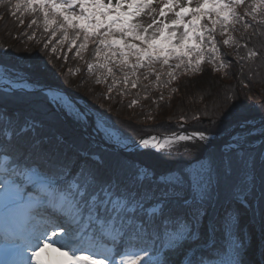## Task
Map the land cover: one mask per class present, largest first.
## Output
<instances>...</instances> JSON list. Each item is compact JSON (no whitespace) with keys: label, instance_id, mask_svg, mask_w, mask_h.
Masks as SVG:
<instances>
[{"label":"snow or ice","instance_id":"obj_1","mask_svg":"<svg viewBox=\"0 0 264 264\" xmlns=\"http://www.w3.org/2000/svg\"><path fill=\"white\" fill-rule=\"evenodd\" d=\"M0 5L12 16L35 14L28 27L50 33L44 48L59 34L53 54L67 42L69 51L76 49L75 58L83 59L89 44L95 45L87 72L105 70L96 83L111 77V93L121 82L136 88L141 69L144 79L155 75L159 82L157 65L161 71L168 68L169 82L181 71L199 72L206 53L214 70H223L227 64L215 35L227 34L225 46L241 47L231 32L242 20L237 9L245 0H195L194 6L193 0H115L114 5L112 0H0ZM248 8L244 15L256 21L259 14L264 25V0H253ZM169 14L174 17L170 22ZM144 15L151 23L140 22ZM242 27L247 31L251 26ZM258 56L254 46L246 56L237 53V63L242 70L241 61ZM115 70L122 74L119 79ZM0 81V264H248L243 213L255 220L259 211L264 238V116L256 121L228 112L224 121L231 130L225 129L223 150L179 174L157 176L119 160L104 169L103 161L93 163L100 159L94 152L65 146L59 137L45 145L38 138L36 117L8 107L23 104L43 115L45 106L71 111L67 101L15 70L6 68ZM97 127L105 131V143H121L113 132ZM181 142H197L200 148L212 139L204 132L174 133L163 141L142 139L139 146Z\"/></svg>","mask_w":264,"mask_h":264},{"label":"trees","instance_id":"obj_2","mask_svg":"<svg viewBox=\"0 0 264 264\" xmlns=\"http://www.w3.org/2000/svg\"><path fill=\"white\" fill-rule=\"evenodd\" d=\"M252 2L253 0H245V5L237 9L242 20L235 25L231 34L239 41L240 48L223 44L224 39L228 38L227 34L215 35L221 59L227 64L223 70H214L213 64L207 59L210 54L206 53L199 72L185 74L181 71L175 80L169 82L166 75L168 68L165 66L161 71L157 65V71L161 74L159 82L155 75L144 79L146 70L141 69L136 88H132L131 83L125 86L121 82L115 85L111 93L108 91V86L112 84L111 77H107L102 83H96L97 76H106L105 70L96 69L92 74L87 72V63L94 62L95 45L89 44L88 50L83 53V59L75 58L76 49L69 51L67 42L62 47L58 46L57 54H53L51 48L56 45L59 34L48 48H44L50 33H44L43 28L37 25L28 27L30 21L36 18L35 14L21 16L17 13L12 16L7 6L0 5V74L7 68L26 75L30 81H50L57 84L68 95L81 100L92 109L121 138L129 141L149 134L171 135L177 132H204L219 136L226 133L225 129L231 130V125L224 121V116L230 111L235 110L254 120L264 116V49L260 48V44L264 42V33L261 32L264 25L259 24L262 18L259 14L256 21L250 15H244L246 11H250L248 5ZM21 19L23 24H20ZM41 23L42 20L38 19V24ZM243 23L251 27L245 31ZM254 30L256 35H253ZM29 36L34 38L28 39ZM254 46L261 52V56L252 61H241L244 65L241 70L237 63V53L246 56L247 49ZM64 53H67V60L64 59ZM57 55L60 56L59 59ZM115 71L119 79L122 74L119 70ZM245 84L247 87H244ZM133 100L136 104L130 107ZM8 107L9 111L18 110L25 116L36 117L38 138L45 145L54 144L59 137L65 146L75 145L82 150L94 152L100 159L93 163L100 165L103 161L101 167L104 169L114 160H119L121 163L145 167L157 176L179 174L197 160H207L210 154L220 153L214 148L206 151L195 148H173L160 152L109 151L94 146L82 134L69 127L62 119V111L58 107H43V115L40 112H29L23 104H9ZM128 170L125 168V171ZM258 191L259 181L257 194ZM253 203L258 208V201ZM258 220V210L255 220L250 213H243L240 218L242 232L247 237L248 264H264L261 259L264 238L261 236Z\"/></svg>","mask_w":264,"mask_h":264},{"label":"water","instance_id":"obj_3","mask_svg":"<svg viewBox=\"0 0 264 264\" xmlns=\"http://www.w3.org/2000/svg\"><path fill=\"white\" fill-rule=\"evenodd\" d=\"M31 82V81H29ZM37 82V87H43L47 91H50L53 95H57L65 99L69 105H71V111L65 107L63 110V117L65 122L72 128L76 129L77 131L81 132L90 142L100 145L104 149H108L110 151H123V152H129L134 150H153V151H160L165 149H171L176 147H194L198 150H207L209 148H216L218 150H223L224 144L226 140L228 139L227 134L221 135V136H214L210 135L212 139L211 144H206L203 147L198 148L196 146L197 142H181L179 145H173L172 147H165V148H158L153 145H149L147 148H143L139 146V142L142 139H148L151 137H156L157 140L163 141V139L167 136L171 135H158V134H152V135H145L139 139H137L135 142H121L119 145H116L114 142L105 143V131L98 130V125H102L101 122H99L96 119V116L92 110L87 108L82 101L77 100L73 98L72 96L68 95L62 88H60L58 85L47 81V82ZM4 87L2 81H0V90H2ZM75 113H80L81 116L84 118L81 119V122H77ZM259 121V120H258ZM103 126V125H102ZM104 129H106L103 126ZM109 131V130H108ZM113 132V131H111ZM178 133H184V132H178ZM259 144H257L258 146Z\"/></svg>","mask_w":264,"mask_h":264},{"label":"rangeland","instance_id":"obj_4","mask_svg":"<svg viewBox=\"0 0 264 264\" xmlns=\"http://www.w3.org/2000/svg\"><path fill=\"white\" fill-rule=\"evenodd\" d=\"M104 2L107 3L108 0H104ZM112 3H113V5H114V4H115V0H112ZM194 5H195V0H193V6H194ZM159 7H160V5H159V4H156L155 8H156L157 12H158ZM173 18H174V17L171 16V14H169V17H168L169 22H170V20L173 19ZM140 22H141L142 24H144V25H147L148 23H151V17L148 16V15H144V16H142V17L140 18ZM181 31H182V30H181ZM37 81H39V80H37ZM96 119H97L99 122H101L102 125H103L106 129H108V130H110V131L113 130V131L115 132V135L118 136V137L120 138V136L116 133V131H115L114 129H112V128L106 126V125L104 124L103 120H102L101 118H99L97 115H96ZM120 139H121V138H120ZM123 139H124V138H123ZM127 141H129V140H127ZM131 142H132V141H131ZM58 231H59V229H58ZM3 242H4V240H3V238L1 237V238H0V244H3ZM117 258H118V257H117Z\"/></svg>","mask_w":264,"mask_h":264},{"label":"bare ground","instance_id":"obj_5","mask_svg":"<svg viewBox=\"0 0 264 264\" xmlns=\"http://www.w3.org/2000/svg\"><path fill=\"white\" fill-rule=\"evenodd\" d=\"M64 100H65V99H64ZM65 101H66V100H65ZM75 118H76L77 122H79V123L81 122V119L78 120L77 117H75ZM256 139L258 140L259 138L257 137Z\"/></svg>","mask_w":264,"mask_h":264}]
</instances>
